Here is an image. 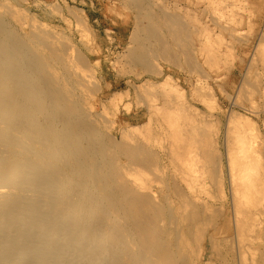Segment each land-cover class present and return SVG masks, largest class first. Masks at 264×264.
Here are the masks:
<instances>
[{
  "label": "bare ground",
  "instance_id": "6f19581e",
  "mask_svg": "<svg viewBox=\"0 0 264 264\" xmlns=\"http://www.w3.org/2000/svg\"><path fill=\"white\" fill-rule=\"evenodd\" d=\"M20 10L0 3V264H264V141L249 149L231 139L243 127L261 138L247 120L264 116L257 104L264 102V69L248 65L227 94L245 114L232 109L218 138L198 108L205 99L193 102L179 82L195 71L202 87L199 58L218 66L223 54L207 57L210 35L194 37L176 8L145 23L138 17L127 56L153 74L142 86L160 106L132 124L103 121L106 103L122 100V85L107 89L100 58L93 61ZM258 39L253 51L264 67V31ZM158 56L179 68L176 79L150 66ZM142 118L166 127L158 124L139 141L142 126L135 124ZM236 123L241 127L233 129ZM161 141L169 144L162 154ZM194 178L195 186L188 182Z\"/></svg>",
  "mask_w": 264,
  "mask_h": 264
},
{
  "label": "rangeland",
  "instance_id": "374dc122",
  "mask_svg": "<svg viewBox=\"0 0 264 264\" xmlns=\"http://www.w3.org/2000/svg\"><path fill=\"white\" fill-rule=\"evenodd\" d=\"M148 1L147 0H138V1L137 0L135 1L134 0H116V1L115 0H90V1L89 0H25V1L0 0V3L1 4L6 3L7 5L9 4V6H11L12 8L13 7L17 8L18 10L21 9L20 11L25 13L23 15L25 17H28V19L32 21L33 24L43 29H47L50 31L53 30L52 33L59 34V36H61V38L64 39L66 44L70 43V41L71 44L75 43V45L74 44L72 45L77 47L80 50V52L88 55L90 59L93 58V61L98 60L100 58L101 64L99 66L98 73L101 82L103 84L105 83L104 85L107 87V89L115 88L119 85L120 86L122 85L118 89V91L120 92L124 91L122 100L106 103L107 109H106V114H104V116L105 115L106 116L105 117L103 116L104 118L102 117L103 118L102 120L103 121L109 120L110 122L117 121L118 123L129 122L130 124H132V122L135 119L142 116L144 113L149 112V109L152 108V106H160L159 97L158 98L151 97L152 94L145 93L144 88L142 86L143 84L144 85L146 84L144 81L145 78L147 79L149 77L150 79L152 78L151 80H153V74L149 72L146 68L145 70L143 68L144 67L143 65L137 64L133 62L131 59L129 60L130 57L127 56L128 47L132 45L130 32H132L131 29L133 28L134 22L137 21L136 19L138 17H140V19H142L141 22L145 23L148 17L149 18L156 16L159 17V15H161L162 10H166L170 14H175L176 12L177 13L179 12V14L181 15L186 14V17H184L185 16L184 15L183 19L190 23L191 28H195L196 32L194 33V37H196V35L198 34L200 35V33L203 36L210 35L211 37L210 40L212 41V46L215 49L212 48L211 50L210 49L208 51L206 50L207 57L209 56L212 57L217 51H219L223 54L224 56L223 59L226 62L230 61L233 63L232 65V63L228 62L230 63L229 66L227 65L228 63L222 60L223 64L222 62H219L220 65L218 64V66H210L211 64H209L206 60V57L203 56V58L201 57L199 58V60L201 61L202 72L206 76V79H204V83L206 82L207 83L203 84L202 87H197L195 82L199 78V76H197L198 74L195 71L193 72L194 74L192 73L191 75L189 73L185 74V78L186 79L188 78L191 81H185V78L180 80V82L178 81L184 87V91H186L188 97H191L193 99V102L197 101L199 103H202L201 101L205 99V102L202 103V105H199L200 107L198 108L207 116V118H209L211 122L213 121L212 123H210L213 125L212 129L210 130L211 133L214 134L216 137L218 138L220 137L222 139L226 128L225 124H227L225 120L228 119L232 109H235L231 106L230 100H228L229 99L228 95L230 93H234L237 86L241 84L242 79L244 80L246 78V76L244 75L247 74L248 71L247 68L250 65L252 66L254 64L257 71L263 73L264 67L261 65V62L258 59V53L253 51V49L255 50V47L256 48L258 47L256 46L257 45L256 42L257 40H259L258 38H260L261 33L264 31V26L262 27V25H264V0H189V1L188 0H156V1L148 0ZM179 1H180V6L179 8H177L176 3H178ZM187 1L190 3H188ZM153 5H157V8L155 6L154 9ZM206 5L209 7H207ZM138 6L140 8H137ZM175 8L177 10H175ZM2 10L4 9L2 8ZM138 14L141 16H139ZM32 18L34 20H31ZM214 21H216V23H213ZM75 25H77L78 27ZM217 36L223 37V39L220 38V40H217ZM64 37L67 38L65 39ZM121 39L123 41L122 43H121ZM234 40L240 41L239 42L240 47L237 49L230 48V46L234 45ZM220 41L223 43H221ZM224 44H226L227 46ZM252 51L255 53H253ZM250 56L253 57L250 58ZM124 57L126 58V60ZM161 58L162 57L159 56L158 58H156L157 65L155 64L156 62L154 63L155 60H152L150 66L153 67L155 65V68L153 67L154 69L165 70L168 72L169 75H172V77L176 79L175 74L176 73L178 74V72H180L178 71L179 68H176V66H174L172 62L170 63V61L168 60L166 61L165 59H163L164 61H162ZM250 62H252V64H250ZM125 66L126 68H124ZM226 68L227 70H225ZM225 73L227 74V76L222 78L219 83H215L212 80V77H214L215 75L217 76L219 74L222 75ZM134 74H138V75H134ZM106 76L107 78H105ZM261 76L264 77L263 74ZM193 89H198L199 93L196 90L193 91ZM125 91L127 93H125ZM225 95H227L226 96L227 98L225 97ZM209 96L212 97L210 98ZM260 103L261 101L258 100L257 101L258 109L264 110L263 108L264 102H262L261 104ZM228 107L230 108L228 109ZM235 111L238 113V115L239 113L240 115L245 114L244 111L238 109L237 110L235 109ZM208 115H210V117H208ZM247 115L252 116L251 114H247ZM263 117H264L263 115L259 117L253 116V117H249V119H251L250 121L247 120V122L250 123L254 122V126L257 124V126H255L254 128H256L255 130L258 129L256 132L258 133L259 131L258 134L259 136H261L260 139L255 138L253 136L251 137V134L247 130L248 128H245L244 130L243 127L242 130H244L245 132L240 129H239L240 132L237 129L238 134L235 130H233L232 132V134L236 132L238 136L240 135V137H242L241 140L243 139V142L240 143L239 141H237L238 143L235 142L236 140L235 138H237V135L235 137V134L234 135L230 134L231 139L234 138L232 139L234 141V144L236 146H238L239 144V146L241 145L244 148L250 149L256 147V144H258L259 141H261L262 139L264 141ZM142 119L139 120V122L137 121L135 125L137 127L142 126V128H140L139 131H141L140 133L146 131L144 132L145 135L144 134L140 135V133L139 134L135 133V134L136 136L138 135L136 138L140 139L139 141L146 142V140L148 139L147 137H149L151 133H153L154 135L155 127L158 124L161 123L163 124L165 122L163 120L158 121L157 119H155L150 121L149 123L148 119L146 118H142ZM242 120L244 121L243 118ZM145 124H147V126ZM238 124L236 123L235 124L236 127L232 126V128L233 129L237 127L240 128L241 126H238ZM241 125L243 126V124ZM163 126L166 127V124H163ZM148 127L150 128L148 129ZM242 132L245 135L241 136ZM246 132L248 134H246ZM250 138H254V139H250ZM248 141L251 143H249ZM252 142L255 143V146L253 147L251 146L253 145ZM247 143H249L250 145H248ZM168 145H169L168 143L161 141L158 144L157 150L159 151V153L162 154V152L165 151V148ZM244 145H248V146L245 147ZM166 161L164 162L166 167L168 166L169 169L171 170L170 172L175 174L176 170L173 164L170 163L169 159H166ZM151 174L152 172L150 174H147V176L152 177ZM188 182H190L191 184L193 183V186H195L196 183H200V181L196 182L195 178L192 180H188ZM208 184L210 185L211 183H209V181L208 182L206 181V187L204 188L210 189Z\"/></svg>",
  "mask_w": 264,
  "mask_h": 264
}]
</instances>
